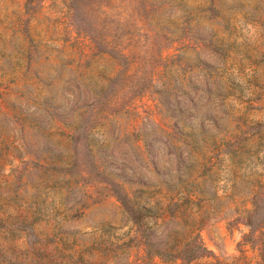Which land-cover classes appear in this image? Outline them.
Segmentation results:
<instances>
[{
    "label": "rangeland",
    "instance_id": "obj_1",
    "mask_svg": "<svg viewBox=\"0 0 264 264\" xmlns=\"http://www.w3.org/2000/svg\"><path fill=\"white\" fill-rule=\"evenodd\" d=\"M72 9L0 0V264H264V0Z\"/></svg>",
    "mask_w": 264,
    "mask_h": 264
},
{
    "label": "trees",
    "instance_id": "obj_2",
    "mask_svg": "<svg viewBox=\"0 0 264 264\" xmlns=\"http://www.w3.org/2000/svg\"><path fill=\"white\" fill-rule=\"evenodd\" d=\"M76 2L77 0H68L69 8L71 10H73L72 9L73 7L75 9ZM116 198L122 203L124 207H126V209H128V211H130V213L134 217V221L136 223H140L141 225L142 218L145 216L144 211L147 209L146 206H144L143 204L131 205L127 193L123 191L120 192L119 190H117ZM185 251H187L186 252L187 254H185ZM156 253L160 256L168 254L165 251H160V250ZM206 254H208V250L204 246V244L200 242L194 244L188 242L187 245L184 248H182L178 253L173 254V257H175L176 259L191 261L193 259L205 256Z\"/></svg>",
    "mask_w": 264,
    "mask_h": 264
}]
</instances>
